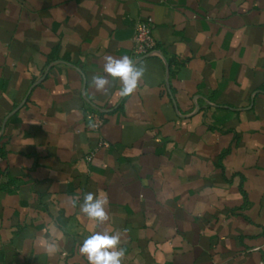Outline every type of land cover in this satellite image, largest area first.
I'll return each instance as SVG.
<instances>
[{
    "label": "crops",
    "instance_id": "obj_1",
    "mask_svg": "<svg viewBox=\"0 0 264 264\" xmlns=\"http://www.w3.org/2000/svg\"><path fill=\"white\" fill-rule=\"evenodd\" d=\"M109 55L131 95L94 86ZM0 153V264H89L97 232L122 264H264V0H0Z\"/></svg>",
    "mask_w": 264,
    "mask_h": 264
},
{
    "label": "clouds",
    "instance_id": "obj_2",
    "mask_svg": "<svg viewBox=\"0 0 264 264\" xmlns=\"http://www.w3.org/2000/svg\"><path fill=\"white\" fill-rule=\"evenodd\" d=\"M103 72L107 75L93 77V84L98 90H104L108 85V76L121 81L120 89L123 96L131 95L138 87L144 74V69L137 67L134 60L128 56L105 57ZM107 199L95 193L84 195L81 211L89 219L104 221L107 213ZM119 236L107 233H94L88 236L80 247L89 264H122V251L119 249Z\"/></svg>",
    "mask_w": 264,
    "mask_h": 264
},
{
    "label": "built area",
    "instance_id": "obj_3",
    "mask_svg": "<svg viewBox=\"0 0 264 264\" xmlns=\"http://www.w3.org/2000/svg\"><path fill=\"white\" fill-rule=\"evenodd\" d=\"M154 23L148 18L136 23V32L133 38L134 41V56L136 60L144 59L148 56L158 53L156 40L153 34ZM86 120L92 130L99 131L105 123V117L97 110L86 111ZM102 146L109 147V143L102 142ZM3 157L0 153V178L3 175L1 162Z\"/></svg>",
    "mask_w": 264,
    "mask_h": 264
}]
</instances>
